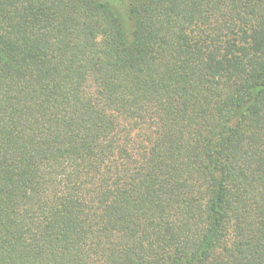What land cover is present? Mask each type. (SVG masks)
Returning <instances> with one entry per match:
<instances>
[{"label":"trees","instance_id":"trees-1","mask_svg":"<svg viewBox=\"0 0 264 264\" xmlns=\"http://www.w3.org/2000/svg\"><path fill=\"white\" fill-rule=\"evenodd\" d=\"M0 264H264V0H0Z\"/></svg>","mask_w":264,"mask_h":264}]
</instances>
